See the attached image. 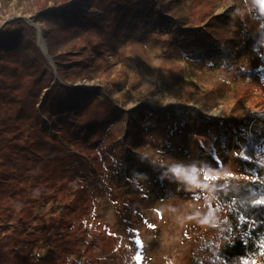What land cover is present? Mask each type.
Masks as SVG:
<instances>
[{
  "label": "trees",
  "instance_id": "obj_1",
  "mask_svg": "<svg viewBox=\"0 0 264 264\" xmlns=\"http://www.w3.org/2000/svg\"><path fill=\"white\" fill-rule=\"evenodd\" d=\"M74 1L32 0V21L47 23L44 37L57 75L25 17L0 29V264H139L142 220L128 224L134 239L125 244L124 232L110 233L91 221L112 177L120 182L135 173L134 146L143 138L140 125L149 111L146 104L119 106L105 84L125 48L143 56L159 49L161 73L173 83L182 73L171 71L182 72V60L195 71L235 60V76L250 83L243 97L264 107V94H257L264 78V11L255 0H238L219 14L217 0H86L90 9ZM248 60L251 68L245 69L241 62ZM95 77L104 84L97 92L76 85ZM133 88L141 97L156 91L143 78ZM251 120L231 117L225 123L247 131ZM244 138L239 161L251 179L242 186L231 178L215 183L204 203L206 231L214 237L199 244L204 255L196 264H264V175L257 179L264 166V122L259 135L248 132ZM148 141L158 143L157 136ZM173 169L171 162L151 169L164 198L178 193ZM137 184L133 195L149 201V187ZM57 203L61 214L37 213L38 207Z\"/></svg>",
  "mask_w": 264,
  "mask_h": 264
},
{
  "label": "rangeland",
  "instance_id": "obj_2",
  "mask_svg": "<svg viewBox=\"0 0 264 264\" xmlns=\"http://www.w3.org/2000/svg\"><path fill=\"white\" fill-rule=\"evenodd\" d=\"M239 1L217 0L215 14L239 5ZM74 2L85 9L91 8L86 0ZM34 8L32 0H0V26L7 20L25 17L36 28L37 43L48 56L40 45L41 38L49 52V43L43 31L47 29V23L32 21ZM235 22L236 17L229 19L231 31ZM205 26L206 22L196 25L195 29ZM195 35L199 37L200 33L196 32ZM141 55L142 52L138 55L132 48H125L110 76L105 79L119 106L131 110L146 104L149 110L143 112L140 125L143 138L139 145L134 146L138 155L133 163L135 173L130 179L122 178L120 182L112 177V187L99 198L91 221L98 223L104 231L124 232V244L134 239V235L126 231L128 224L136 220L143 221L139 264H196L198 256L204 255L199 244L208 245L214 237V234L209 235L206 231L208 225L204 216V203L219 180L231 178L235 181L230 182L241 186L250 181L251 177L243 174L239 161V144L245 141L244 134L248 132L260 134L264 107L251 104L250 96L243 97L244 93L251 91L250 83L235 76V60L230 64L217 63L196 71L182 60L183 71H171L182 73L180 79L173 83L172 79L168 80L161 73L163 56L159 49L147 50L143 59ZM110 58L112 60L113 57ZM241 65L245 69L251 68L249 60L241 62ZM49 66L54 68L57 75L55 63L50 57ZM140 78L155 86L154 94L140 96L137 89L133 88ZM101 80L95 77L77 81L76 85H84L97 92L98 86H104ZM208 92L212 94L200 98L201 94ZM257 94H264V78ZM93 97L96 95L93 94ZM177 106L185 108V111L175 110ZM177 114L179 119L174 117ZM199 115L206 120L199 119ZM231 117L241 122L252 117L248 130L242 127L236 129L225 123ZM48 124L52 126L51 121ZM205 128L209 131L208 135L202 134ZM127 134L126 141L131 138V134ZM151 134L157 136L158 143L148 141ZM115 153L118 154V148ZM169 162L173 163V170L179 177L178 193L164 198L154 187L151 169ZM261 175H264V166L257 173V179ZM138 181H144L145 186L149 187V201L133 195V188L138 185ZM59 206L60 203L42 205L37 208V213L46 218L59 215L63 212V207ZM39 221L38 218L33 224L37 225Z\"/></svg>",
  "mask_w": 264,
  "mask_h": 264
},
{
  "label": "water",
  "instance_id": "obj_3",
  "mask_svg": "<svg viewBox=\"0 0 264 264\" xmlns=\"http://www.w3.org/2000/svg\"><path fill=\"white\" fill-rule=\"evenodd\" d=\"M53 7H49L48 9H46L44 12H48L50 9H52ZM8 21V20H7ZM7 21H5L1 26H0V29L5 25V23L7 22ZM38 30H39V28H38ZM40 31V30H39ZM40 45L42 46V48H43V50H44V52L48 55V57H49V54H48V51H47V49L45 48V45L41 42V38H40Z\"/></svg>",
  "mask_w": 264,
  "mask_h": 264
},
{
  "label": "clouds",
  "instance_id": "obj_4",
  "mask_svg": "<svg viewBox=\"0 0 264 264\" xmlns=\"http://www.w3.org/2000/svg\"><path fill=\"white\" fill-rule=\"evenodd\" d=\"M255 3L260 6L262 11H264V0H255Z\"/></svg>",
  "mask_w": 264,
  "mask_h": 264
},
{
  "label": "snow or ice",
  "instance_id": "obj_5",
  "mask_svg": "<svg viewBox=\"0 0 264 264\" xmlns=\"http://www.w3.org/2000/svg\"><path fill=\"white\" fill-rule=\"evenodd\" d=\"M177 171H179V169H177Z\"/></svg>",
  "mask_w": 264,
  "mask_h": 264
}]
</instances>
